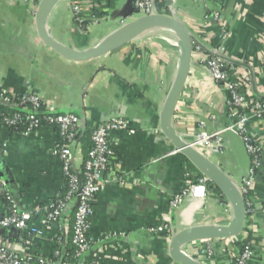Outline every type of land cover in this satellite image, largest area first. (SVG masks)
<instances>
[{
	"label": "crops",
	"instance_id": "1",
	"mask_svg": "<svg viewBox=\"0 0 264 264\" xmlns=\"http://www.w3.org/2000/svg\"><path fill=\"white\" fill-rule=\"evenodd\" d=\"M39 2L0 0V89L13 95L29 90L51 110L80 118V138L72 151L78 172L85 159L81 138L86 131L115 118L128 123V130L109 136V168L119 181L93 198L87 229L90 249L69 264H179L170 256L171 237L191 226H228L232 209L213 184H198L203 175L160 128L161 110L179 63L175 37L170 31L154 29L151 37H137L99 58L73 62L38 37L35 11ZM166 3L157 0V14L177 17L198 43L193 44L188 78L172 119L177 134L189 143L199 134L212 133L233 121L227 95L205 65L216 46L222 45V56L237 75L249 79L248 99L264 98V0ZM76 4L85 8L82 23L72 12ZM134 5L135 0H57L45 28L57 42L86 50L138 18ZM243 113L261 148V167L248 196L252 206L240 235L186 245V252L200 264H235L244 239L253 253L246 264H264V120L252 117V104ZM58 140L54 126L24 134L11 130L0 115V177L18 211L50 206L64 195L67 183L62 163L54 154ZM198 151L223 171L235 170V182L247 173L228 148L222 155ZM193 185H197L194 192L190 191ZM184 192L187 196L182 205L173 209L171 200ZM9 206L0 193V218ZM75 208L72 199L56 220L48 221L42 213L33 216L28 225L40 234L31 236L26 251L45 264H60L53 261L52 250L56 248L58 253L60 248L66 255ZM151 229L155 232H149ZM16 234L9 230L2 237L14 248ZM208 249L209 257L202 253Z\"/></svg>",
	"mask_w": 264,
	"mask_h": 264
},
{
	"label": "built area",
	"instance_id": "2",
	"mask_svg": "<svg viewBox=\"0 0 264 264\" xmlns=\"http://www.w3.org/2000/svg\"><path fill=\"white\" fill-rule=\"evenodd\" d=\"M163 1L166 2L165 0ZM168 1L169 5L175 2V0ZM157 5V0H135L134 6L140 16L143 17L157 14L156 11L159 9ZM84 11L85 8L81 4H76L72 7V12L77 22H83ZM222 50V45L213 48L211 57L206 60L205 65L211 78L215 82L220 83L225 93L229 94L226 103L233 121L230 125L212 133L199 134L189 144L198 150L205 149L210 153L222 155L227 148L224 137L226 130H234L241 137L250 157V167L241 181L236 182V186L244 197L248 214L252 206L248 196L254 186L255 176L261 167V148L250 134L249 117L243 111L248 104H252V117L264 120V103L259 100L250 101L248 99L249 90L246 89V83L249 79L247 77H239L237 75L238 72L235 70L231 74L226 72L229 64L223 59ZM0 102L11 104L13 109H15V112L12 113L0 112L5 125L10 127L18 123L27 124L25 131L21 133H31L44 125L57 128L59 140L55 145L54 154L62 163L67 183V193L64 198L55 200L50 206L36 207L31 211L20 212L9 198L5 179L0 177V193L10 204L7 213L0 218V264H45V261L36 260L34 255L29 254L24 248L31 243L32 235L35 237L40 234L38 230L29 226L28 223L33 216L39 213L44 214L48 221L56 220L66 210L69 201L72 199L76 200V208L73 216L74 225L71 243L76 248L74 258H80L91 246L87 229L93 198L107 185L119 181L118 176L112 174L109 168V136L114 131L128 130L127 121L122 118L110 119L98 124L91 130L90 141L92 147L83 162L82 179L78 176L72 163L73 146L79 140L78 132L80 130V118L76 114L51 110L36 94L29 90L13 95L0 89ZM42 106L45 107L44 112H40ZM200 126L203 128L205 126L204 122H201ZM101 173L103 174L102 177ZM198 184L205 186L211 183L205 176H202ZM196 188L197 185H193L190 191L194 192ZM186 196L187 193L185 192L175 196L171 200V207L173 209L179 208ZM9 230L17 231L14 248L10 247L1 235ZM162 230L169 232L167 227H163ZM26 231H29L27 235ZM149 232L153 233L155 230L151 229ZM202 253L207 257L211 255L209 249L204 250ZM252 254L250 245H244L235 259V264H246Z\"/></svg>",
	"mask_w": 264,
	"mask_h": 264
},
{
	"label": "water",
	"instance_id": "3",
	"mask_svg": "<svg viewBox=\"0 0 264 264\" xmlns=\"http://www.w3.org/2000/svg\"><path fill=\"white\" fill-rule=\"evenodd\" d=\"M165 1L169 3L168 0ZM56 2L57 0H40L35 11L37 35L45 46L59 56L73 62H85L113 52L155 26H166L175 33L180 52L179 63L175 80L161 110L160 128L173 147L183 154L214 185L232 209V219L228 226H191L180 230L171 237L169 252L173 260L179 264H200L185 251V246L189 242L231 238L240 235L243 232L247 212L244 197L232 178L236 176V171H223L220 166L216 165L196 148H193L189 143L185 142L177 134L176 128L172 124L173 115L188 78L192 61L193 44H198L197 41L189 29L178 18L172 15L153 14L143 17L139 16L133 22H130L126 26L124 25L110 36L101 40L94 47L86 50H77L57 42L45 28L46 17ZM228 125L230 123L224 127ZM224 137L226 146L235 156L238 166L247 172L250 167V157L247 153L245 143L234 130H226ZM102 175L101 173V177Z\"/></svg>",
	"mask_w": 264,
	"mask_h": 264
},
{
	"label": "trees",
	"instance_id": "4",
	"mask_svg": "<svg viewBox=\"0 0 264 264\" xmlns=\"http://www.w3.org/2000/svg\"><path fill=\"white\" fill-rule=\"evenodd\" d=\"M235 68L234 67H231L230 65L226 68V72L227 73H229V74H231L232 73V71L234 70ZM227 95V97H229V94L227 93L226 94ZM18 99V98H17ZM259 101L260 102H262V103H264V98H259ZM23 107V106H22ZM44 106H42L41 107V109H40V112H44ZM0 112H3V113H12V112H15V109H13V107L11 106V104H8V103H3V102H0ZM26 127H27V124H20V123H18V124H16V125H14V126H10L9 128L11 129V130H17V132H23V131H25V129H26ZM90 132L91 131H86L85 133H84V135H83V137L81 138V142H82V152H83V155H84V158L86 159V157H87V155H88V151L91 149V147H92V143H91V141H90V136H89V134H90ZM80 133H81V131H79L78 132V138H80ZM82 172H83V168H82V170L81 171H77V173H78V176L80 177V178H82L83 179V174H82ZM215 190H217L216 188H214ZM66 193H67V186H66V191H65V193H64V195L63 196H61V197H59V198H56L55 200H58V199H62V198H64L65 197V195H66ZM54 200V201H55ZM75 211V210H74ZM74 211H73V216H74ZM72 221H71V223L69 224V227H71V230L73 231V225H74V222H73V217H72V219H71ZM2 235V234H1ZM13 241H14V239H13ZM246 244H248V239H244L243 240V245H242V247L244 246V245H246ZM55 249L56 248H54L53 250H52V259H53V261H55V262H58V263H60V264H64V263H70L73 259H75L74 257H75V251H76V248H75V246L71 243V241H70V245L69 246H67V248H66V255H64V253L61 251V249L60 248H57V251H58V253L55 251ZM35 252V251H34ZM57 254H56V253Z\"/></svg>",
	"mask_w": 264,
	"mask_h": 264
},
{
	"label": "bare ground",
	"instance_id": "5",
	"mask_svg": "<svg viewBox=\"0 0 264 264\" xmlns=\"http://www.w3.org/2000/svg\"><path fill=\"white\" fill-rule=\"evenodd\" d=\"M154 29L170 31V32L173 34V36L175 37V39H176V41H175V42H176V45L178 44V40H177V37H176L175 33H174L172 30H170L169 28H167L166 26H155V27H152V28L148 29L147 31H145V32H144L141 36H139V37L150 36V33H152V32L154 31Z\"/></svg>",
	"mask_w": 264,
	"mask_h": 264
},
{
	"label": "rangeland",
	"instance_id": "6",
	"mask_svg": "<svg viewBox=\"0 0 264 264\" xmlns=\"http://www.w3.org/2000/svg\"><path fill=\"white\" fill-rule=\"evenodd\" d=\"M175 17V16H174ZM177 18V17H176ZM129 23H124V24H122V26H120V27H123L124 25L126 26V25H128ZM143 37H151V36H143Z\"/></svg>",
	"mask_w": 264,
	"mask_h": 264
}]
</instances>
